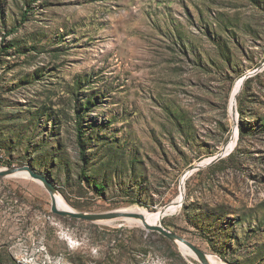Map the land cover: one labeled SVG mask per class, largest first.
Returning <instances> with one entry per match:
<instances>
[{
    "label": "rangeland",
    "instance_id": "1",
    "mask_svg": "<svg viewBox=\"0 0 264 264\" xmlns=\"http://www.w3.org/2000/svg\"><path fill=\"white\" fill-rule=\"evenodd\" d=\"M0 144L75 212L167 207L205 255L264 264V0H0ZM50 206L0 178V264H97L87 238L146 230ZM139 242L141 264H201Z\"/></svg>",
    "mask_w": 264,
    "mask_h": 264
},
{
    "label": "water",
    "instance_id": "2",
    "mask_svg": "<svg viewBox=\"0 0 264 264\" xmlns=\"http://www.w3.org/2000/svg\"><path fill=\"white\" fill-rule=\"evenodd\" d=\"M204 164L205 162H203L202 164H198L194 167V169L201 168ZM16 173L18 175H22V173H24L26 174V176H29L30 178L38 180L40 183H42V185L46 188L51 198L50 210L52 213L58 216L86 220V221H98L103 219H114V218L123 219L126 217L140 218L141 220H143V216L141 214L116 211V210L104 212V213H85V212H75V211H67V210L59 209L58 206L56 205V199L54 197V194L57 190L56 186L48 177H46L44 174L40 172H37L29 165H22L19 167L1 169L0 178L7 175H17ZM168 210L169 209L167 207H164L160 210L161 217L158 221V224H148L146 222H143L142 226L147 231H157L158 233L162 234L170 241H175L177 243L179 241L183 243L200 260L201 264H208L206 261V255L197 246H195L189 240L181 237L177 233L168 230L166 227L162 225L161 223L162 216L165 213H167Z\"/></svg>",
    "mask_w": 264,
    "mask_h": 264
},
{
    "label": "trees",
    "instance_id": "3",
    "mask_svg": "<svg viewBox=\"0 0 264 264\" xmlns=\"http://www.w3.org/2000/svg\"><path fill=\"white\" fill-rule=\"evenodd\" d=\"M95 188L98 190L102 188L101 185H95ZM129 232L130 235H127ZM138 232L141 237L145 236V239L150 237H155V240L160 243H169V251L173 253V255L178 260V252L175 250L173 244H171L170 240L167 239L162 234L157 231H147L144 229H128L127 227L121 226L115 230L110 232L103 231L101 233V237L97 239L87 238V245L89 247L86 248V255L90 253V248L93 244L100 245V255H102V260L97 262V264H141V260L137 257L138 254V245L140 244V236H134V233ZM98 240L100 244L96 243ZM148 241V240H147ZM142 252V251H139ZM144 254L152 253L148 249L143 251ZM140 256V255H139ZM117 260V261H116ZM114 262V263H113ZM183 264H188L185 259L182 260Z\"/></svg>",
    "mask_w": 264,
    "mask_h": 264
},
{
    "label": "bare ground",
    "instance_id": "4",
    "mask_svg": "<svg viewBox=\"0 0 264 264\" xmlns=\"http://www.w3.org/2000/svg\"><path fill=\"white\" fill-rule=\"evenodd\" d=\"M233 102H234V100H233ZM22 175H26V174L22 173ZM54 197L56 199V205L58 206L59 209L67 210V211H74L73 209L70 208L69 205H67L65 200L60 195H58V193L57 194L55 193ZM116 211L141 214L143 216V220H141L140 218H132V217L123 218V220L126 222H135V223H138L140 225H142L143 222H146L148 224H158L157 220L161 217L160 211L159 212H155V211L150 212L147 209H145L143 207H139V206L124 207V208L117 209ZM178 245L180 246V248L183 251L192 253L189 250V248L186 245H184L183 243L178 241ZM206 261L208 264H225L220 259H217L216 257H213L211 255H206Z\"/></svg>",
    "mask_w": 264,
    "mask_h": 264
},
{
    "label": "built area",
    "instance_id": "5",
    "mask_svg": "<svg viewBox=\"0 0 264 264\" xmlns=\"http://www.w3.org/2000/svg\"><path fill=\"white\" fill-rule=\"evenodd\" d=\"M9 158L6 155L2 145L0 144V170L7 168V162Z\"/></svg>",
    "mask_w": 264,
    "mask_h": 264
}]
</instances>
